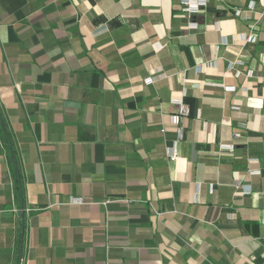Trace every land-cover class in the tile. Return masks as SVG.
Returning <instances> with one entry per match:
<instances>
[{"label": "crops", "instance_id": "1", "mask_svg": "<svg viewBox=\"0 0 264 264\" xmlns=\"http://www.w3.org/2000/svg\"><path fill=\"white\" fill-rule=\"evenodd\" d=\"M182 10L0 0V264H264V0Z\"/></svg>", "mask_w": 264, "mask_h": 264}, {"label": "built area", "instance_id": "2", "mask_svg": "<svg viewBox=\"0 0 264 264\" xmlns=\"http://www.w3.org/2000/svg\"><path fill=\"white\" fill-rule=\"evenodd\" d=\"M208 0H181V3L183 5V12L187 13V14H198L200 12V9L204 6H206ZM260 2L263 0H259ZM246 12H252L254 7H255V2L253 1H249L247 6H246ZM233 15L234 16H240L242 14V11H240L238 8H231ZM247 20H250V17H247ZM255 25L254 24H250L248 26L250 33L248 35H242L239 37V39H235L232 38V43H238V42H242V43H253L255 42ZM187 28L188 29H196L197 28V24L195 22H189L187 24ZM220 44L223 46L228 45L227 40L225 38H222L220 41ZM262 62L264 64V57H262ZM243 63L241 61H232V62H228L225 68V71L227 73H234V75L238 76L240 73L235 71V67L238 65H242ZM206 67L209 68H215V60L211 61L210 63H208V65H201L199 67L196 68V70L198 72L204 70ZM153 82V79L151 77H146L145 79H143V83L144 85H149ZM226 90L228 91H232L234 90V88L232 87H225ZM184 96V93L181 94V97L178 99H172L171 100V104L174 106L175 108V113L171 115V123L174 125H177L180 120L183 117H187L189 116V111L188 108L186 107V105L182 102V97ZM234 109H236V107H234ZM223 149L226 150H230L232 147L230 145H222ZM168 156L169 159L171 161H174L177 158L176 155V151L174 148L169 149L168 151ZM254 173V172H252ZM237 188H243V186L237 185ZM248 188V187H247ZM249 190V189H248ZM83 203L82 199L79 198H71L68 201V204L70 205H81Z\"/></svg>", "mask_w": 264, "mask_h": 264}, {"label": "trees", "instance_id": "3", "mask_svg": "<svg viewBox=\"0 0 264 264\" xmlns=\"http://www.w3.org/2000/svg\"><path fill=\"white\" fill-rule=\"evenodd\" d=\"M13 170L14 172L18 173V167L16 165H14Z\"/></svg>", "mask_w": 264, "mask_h": 264}]
</instances>
